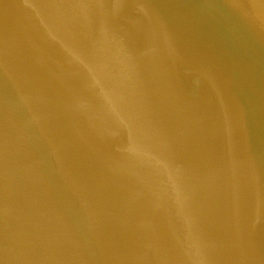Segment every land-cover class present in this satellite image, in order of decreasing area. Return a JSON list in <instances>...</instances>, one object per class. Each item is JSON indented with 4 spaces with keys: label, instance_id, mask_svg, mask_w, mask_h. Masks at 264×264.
Masks as SVG:
<instances>
[{
    "label": "water",
    "instance_id": "95a60500",
    "mask_svg": "<svg viewBox=\"0 0 264 264\" xmlns=\"http://www.w3.org/2000/svg\"><path fill=\"white\" fill-rule=\"evenodd\" d=\"M0 264H264V0H0Z\"/></svg>",
    "mask_w": 264,
    "mask_h": 264
}]
</instances>
